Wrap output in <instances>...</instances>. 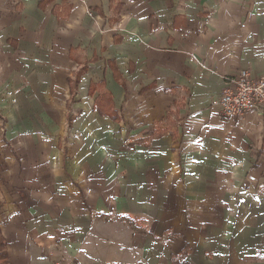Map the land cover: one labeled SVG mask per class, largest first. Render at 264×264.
Instances as JSON below:
<instances>
[{
    "label": "crops",
    "instance_id": "crops-1",
    "mask_svg": "<svg viewBox=\"0 0 264 264\" xmlns=\"http://www.w3.org/2000/svg\"><path fill=\"white\" fill-rule=\"evenodd\" d=\"M264 0H0V264H264Z\"/></svg>",
    "mask_w": 264,
    "mask_h": 264
},
{
    "label": "built area",
    "instance_id": "built-area-1",
    "mask_svg": "<svg viewBox=\"0 0 264 264\" xmlns=\"http://www.w3.org/2000/svg\"><path fill=\"white\" fill-rule=\"evenodd\" d=\"M222 93L216 100L225 117H239L264 110V75L254 76L243 69L225 77Z\"/></svg>",
    "mask_w": 264,
    "mask_h": 264
},
{
    "label": "trees",
    "instance_id": "trees-1",
    "mask_svg": "<svg viewBox=\"0 0 264 264\" xmlns=\"http://www.w3.org/2000/svg\"><path fill=\"white\" fill-rule=\"evenodd\" d=\"M2 249H3V242H2V239L0 238V258L4 259L5 254L2 252Z\"/></svg>",
    "mask_w": 264,
    "mask_h": 264
}]
</instances>
